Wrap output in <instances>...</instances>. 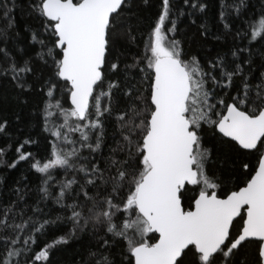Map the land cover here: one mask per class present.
<instances>
[{"label": "snow or ice", "instance_id": "snow-or-ice-1", "mask_svg": "<svg viewBox=\"0 0 264 264\" xmlns=\"http://www.w3.org/2000/svg\"><path fill=\"white\" fill-rule=\"evenodd\" d=\"M126 6V0H34L32 4L49 37L47 42L38 40L32 31L31 39L40 45L37 57L51 67L52 76L42 86L48 88L49 98L43 115L44 131L54 139L43 158L23 152L22 145L17 147V157L8 166L32 161L30 168L45 177L39 187L41 200L51 196L49 185L55 179L51 170H64L54 202L66 216L37 220L34 217L42 211L38 207L27 215V207H19L25 197L15 189L17 199L0 208V264L47 260L51 248L67 244L89 225L98 248L89 252L85 264H114L105 251L111 247L109 237L112 242H125L126 264H183L187 252H191L190 264H264V71L255 84L250 80L251 57L256 54L253 44L264 48V9L258 17L244 19L235 33L234 39L242 46L231 55L247 53V57L233 61L232 67L218 57L208 62L205 71L196 56L185 59L181 42L168 35L176 31V18L166 31L162 27L172 17L170 0H162V10L145 39L143 56L135 57L124 69L126 77L129 69H139L140 80L126 85L125 103L114 112L113 89L118 84L109 80L106 91L96 93V88L104 87L109 35ZM191 7L204 11L207 6L191 0ZM242 7L243 0L234 5L238 15ZM0 12L8 19L7 0ZM220 17L223 23V11ZM12 25L9 20L0 30L5 41ZM224 28L230 30V25L224 23ZM0 53L5 58L0 71L10 75L16 87L25 88L23 76L32 72L30 62L18 65L6 48H0ZM259 54L264 59V51ZM119 70V63L110 64L109 72ZM53 77L68 85L69 108L60 100L52 103L57 86ZM236 77L241 78V85L228 103L216 101L214 91L206 87L210 80L214 87L227 89ZM53 110L59 111L63 122L50 127ZM112 119L116 143L103 157L102 167L92 162V154L101 151L106 124ZM205 124L221 139L234 142L238 151L255 153V162L242 164L243 178H237L230 189L222 190L227 183L222 175L209 174L211 149L203 146L200 135ZM4 129L5 124H0V131ZM71 133L79 135L72 138ZM85 150L89 156L83 154ZM3 152L0 149V155ZM189 185L199 191L188 195ZM118 215L122 216L119 222ZM236 218L241 224L233 234ZM58 220L70 223V230L33 255L36 235ZM149 233L158 234V239L149 242L145 239ZM247 244L255 245L251 259L242 251Z\"/></svg>", "mask_w": 264, "mask_h": 264}, {"label": "trees", "instance_id": "trees-1", "mask_svg": "<svg viewBox=\"0 0 264 264\" xmlns=\"http://www.w3.org/2000/svg\"><path fill=\"white\" fill-rule=\"evenodd\" d=\"M199 2L206 4L207 7L204 11H200L198 8L193 9L191 0L189 4H185L184 0H170L172 17L166 20L162 27L166 31L168 27H171V19L176 18V31L168 33V35L181 42L185 59L196 56L205 71L209 68L208 62L218 57L223 58L229 67L233 66V61L241 62L243 58L247 57V53H238L237 57L231 55L234 48L242 46L239 41L234 39L235 33L237 29L242 28L244 19L258 17L264 9V0H243V7L239 15L235 11L234 5L239 4L240 0H199ZM4 3L5 0H0V5ZM33 3L34 0H7L10 10L8 19H4L0 12V30L7 26L9 20L13 21L12 27L7 29L8 39L5 41L0 37V48H6L11 60H15L18 65H22L25 60H28L29 66L32 68L31 73L23 76L25 88L16 87V82L12 80L11 76L0 71V124H5L4 131H0V149L4 150L3 155H0V208L17 199L15 189L19 188L20 194L25 197L19 207H27V215H32V207H38L42 211L34 218L42 221L45 219L55 220L57 216H66L65 211L54 202V197L59 192L57 181L65 176L64 170L58 168L51 170L50 174L55 177L49 185L51 196L47 200H41L39 187L45 177L30 168L32 161H19L15 168L8 166L17 157V147L22 145L23 152L32 153L36 158H43L47 156L50 147L49 141L54 139L50 132L44 131L43 115L45 102L49 98L46 96L48 88L42 86L52 76L51 67L50 63L45 64L37 57L36 53L41 51V48L39 43L33 42L31 39L32 31L37 33L38 40L43 39L47 42L49 37L44 34L42 20L32 11ZM222 3L226 7L222 8ZM126 5L120 15L116 17L117 25L109 35L110 50L107 55L104 87L103 89L96 88V93L102 90L106 91L109 80L118 84V87L113 89L114 112L123 107L125 103L126 98L123 96V91L126 90V85L138 84L140 80L139 69H129L127 77L124 69L126 65L133 62L135 57L143 56L145 39L162 10V0H126ZM181 10L183 15H180ZM221 11L224 12L223 23L220 17ZM224 23L230 25V30L224 28ZM245 43L247 42L245 41ZM253 47L256 54L251 57L253 72L250 80L255 84L259 73L264 71V67H261L264 64V59L259 54L264 51V48L260 44H253ZM4 60L3 53H0V64H4ZM112 62H117L120 66V70L114 74L109 72ZM244 67L247 74L248 68L246 65ZM215 75L220 76L219 70L215 72ZM133 77L135 78L133 79ZM52 79L53 83L57 84L53 89L52 103L55 104L56 100H60L64 108H69L71 105L66 91L68 85L64 82H57L54 77ZM240 85L241 78L236 77L231 87L227 89L222 90V87H214L210 80L206 87L214 91L216 101L223 99L225 103H228L231 101V97L237 93ZM138 86L145 87V85ZM213 102L215 103V101ZM104 103L107 104L106 98ZM62 122L59 111L53 110V115L49 118V126ZM113 133H115L114 119L107 122L101 151L92 154L95 157L92 162H99L103 167V157L109 154L116 143V140L112 138ZM78 135V133H71L72 138H77ZM200 135L203 146L211 149L212 159L208 163L209 174L216 172L222 175L227 181L225 185H222V190L230 189L237 178H243L242 164L249 163L251 165L255 162V153L251 150L238 151V146H234V142L228 143L226 142L227 138L221 139L220 134L206 124L202 126ZM29 139L34 143H24ZM116 139H119L118 133H116ZM83 154L89 156L86 150ZM68 178H71V174H68ZM188 188V195H191L192 191H199L192 185H189ZM38 201L39 203H37ZM121 218L122 216L118 215L117 222ZM240 224L241 221L236 218L233 234ZM70 228V223L58 220L55 225L46 228L43 234H37L33 255L58 236L67 233ZM100 235H103L102 231ZM156 238V234L153 233H149L145 237L149 242H154ZM109 239L111 247L105 250L109 258L114 261V264H126L124 261L125 242L119 239L112 242L111 237ZM254 247L253 244H247L242 250L248 252L249 259L252 257ZM97 248L96 239L91 234V225H89L87 231L77 233L76 236L68 240L67 244H58L51 248L47 260L41 259L35 264H85L89 252H93ZM190 261L191 252H187L183 264H190Z\"/></svg>", "mask_w": 264, "mask_h": 264}, {"label": "water", "instance_id": "water-1", "mask_svg": "<svg viewBox=\"0 0 264 264\" xmlns=\"http://www.w3.org/2000/svg\"><path fill=\"white\" fill-rule=\"evenodd\" d=\"M69 103H70V100H69ZM71 105V104H70ZM228 139V138H227ZM156 236H157V238L156 239H158V234H156ZM155 242V241H154Z\"/></svg>", "mask_w": 264, "mask_h": 264}]
</instances>
